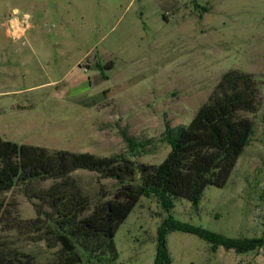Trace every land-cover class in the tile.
Listing matches in <instances>:
<instances>
[{
    "label": "rangeland",
    "instance_id": "obj_1",
    "mask_svg": "<svg viewBox=\"0 0 264 264\" xmlns=\"http://www.w3.org/2000/svg\"><path fill=\"white\" fill-rule=\"evenodd\" d=\"M233 69L254 77L259 108L241 112L255 133L226 185L208 186L197 207L175 199L170 211L142 197L114 236L115 264H155L169 215L232 238L264 234V0H0V135L19 144L158 165L170 151L166 123L189 124ZM124 134L145 148L132 154ZM71 177L90 202L81 218L119 188L94 171ZM54 183L18 182L0 195V254L64 263L52 226L60 216L43 197ZM162 247L170 264H264V247L237 254L181 231ZM102 256L91 264H108Z\"/></svg>",
    "mask_w": 264,
    "mask_h": 264
},
{
    "label": "trees",
    "instance_id": "obj_2",
    "mask_svg": "<svg viewBox=\"0 0 264 264\" xmlns=\"http://www.w3.org/2000/svg\"><path fill=\"white\" fill-rule=\"evenodd\" d=\"M258 96L259 86L251 74L237 69L227 71L189 124L174 128L166 123L161 140L170 151L158 165L137 164L123 154L100 157L89 152L51 151L6 140L0 135V195L18 182L54 180L43 197L60 216L52 226L58 243L68 254L63 264H91L102 252L110 257H98L99 261L115 264L118 253L114 236L142 197H154L163 209L170 211L175 199H186L197 207L208 186L226 185L255 133L253 120L241 112H257ZM124 140L132 154L145 148L144 143L135 142L126 134ZM78 170L98 172L119 183L111 199L97 204L82 218L90 202L71 177ZM4 210L0 199V220ZM174 231L194 234L214 248L222 246L237 254L264 247V234L259 238H232L181 223L169 215L158 230L160 246L155 264H170L162 244L166 235ZM79 243L83 247L81 253L77 250ZM0 264L29 263L1 253Z\"/></svg>",
    "mask_w": 264,
    "mask_h": 264
}]
</instances>
